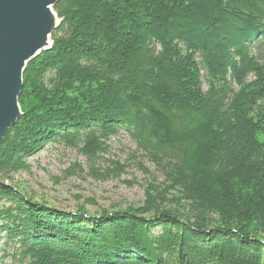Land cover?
Wrapping results in <instances>:
<instances>
[{"label": "trees", "instance_id": "16d2710c", "mask_svg": "<svg viewBox=\"0 0 264 264\" xmlns=\"http://www.w3.org/2000/svg\"><path fill=\"white\" fill-rule=\"evenodd\" d=\"M53 9L52 47L26 65L21 116L0 139V258L264 264V0ZM120 132L163 178L142 205L54 210L4 183L46 144L77 149L101 175L105 141Z\"/></svg>", "mask_w": 264, "mask_h": 264}, {"label": "rangeland", "instance_id": "374dc122", "mask_svg": "<svg viewBox=\"0 0 264 264\" xmlns=\"http://www.w3.org/2000/svg\"><path fill=\"white\" fill-rule=\"evenodd\" d=\"M105 145L106 152L96 162L101 175L90 170L85 156L77 149L46 144L26 160L28 171L11 175L4 183L55 210L71 212L83 207L90 214L142 205L150 184L160 190L164 188L163 178L136 150L126 133L110 137ZM111 161L123 168L111 170L114 166ZM74 164L80 170L72 171ZM0 264L20 262L0 258Z\"/></svg>", "mask_w": 264, "mask_h": 264}, {"label": "water", "instance_id": "95a60500", "mask_svg": "<svg viewBox=\"0 0 264 264\" xmlns=\"http://www.w3.org/2000/svg\"><path fill=\"white\" fill-rule=\"evenodd\" d=\"M56 2L0 0V139L21 116L18 97L26 65L52 47L51 34L61 22Z\"/></svg>", "mask_w": 264, "mask_h": 264}]
</instances>
